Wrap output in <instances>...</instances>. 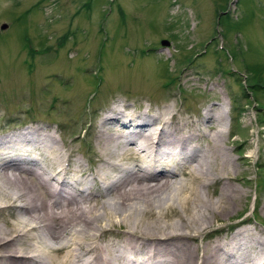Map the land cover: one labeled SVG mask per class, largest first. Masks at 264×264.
Here are the masks:
<instances>
[{"label":"rangeland","instance_id":"rangeland-1","mask_svg":"<svg viewBox=\"0 0 264 264\" xmlns=\"http://www.w3.org/2000/svg\"><path fill=\"white\" fill-rule=\"evenodd\" d=\"M39 1L0 0V136L48 127L92 167L93 127L115 101L167 105L193 122L220 103L232 184L245 194L220 222L249 219L264 236V91L244 98L238 84H264V0Z\"/></svg>","mask_w":264,"mask_h":264},{"label":"bare ground","instance_id":"bare-ground-1","mask_svg":"<svg viewBox=\"0 0 264 264\" xmlns=\"http://www.w3.org/2000/svg\"><path fill=\"white\" fill-rule=\"evenodd\" d=\"M110 106L92 167L48 127L0 136V264H264L247 219L220 222L245 195L221 104L194 122L167 105Z\"/></svg>","mask_w":264,"mask_h":264},{"label":"trees","instance_id":"trees-1","mask_svg":"<svg viewBox=\"0 0 264 264\" xmlns=\"http://www.w3.org/2000/svg\"><path fill=\"white\" fill-rule=\"evenodd\" d=\"M184 66L190 65L192 64V61L189 59L187 62L184 63ZM249 77V78H248ZM245 78V83L244 85L241 82H238L239 86L241 87V94L244 95V98L248 95H250V93H252L253 95L256 94L257 92H261L264 91V84L261 82V80L259 81L257 77L254 78V76H246ZM175 79H172L169 84H175ZM245 90V91H244ZM249 92V93H248ZM248 93V94H247ZM235 109H238L237 107H232V113H235ZM263 109H260L259 111H262ZM237 111V110H236Z\"/></svg>","mask_w":264,"mask_h":264},{"label":"water","instance_id":"water-1","mask_svg":"<svg viewBox=\"0 0 264 264\" xmlns=\"http://www.w3.org/2000/svg\"><path fill=\"white\" fill-rule=\"evenodd\" d=\"M6 27L2 26V29H5ZM164 44V43H163Z\"/></svg>","mask_w":264,"mask_h":264}]
</instances>
